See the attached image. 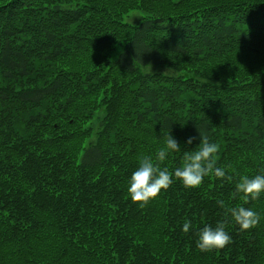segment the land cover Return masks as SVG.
I'll use <instances>...</instances> for the list:
<instances>
[{"label":"trees","instance_id":"trees-1","mask_svg":"<svg viewBox=\"0 0 264 264\" xmlns=\"http://www.w3.org/2000/svg\"><path fill=\"white\" fill-rule=\"evenodd\" d=\"M198 129L225 176L133 202L138 158L169 132L171 173ZM257 172L264 0H0V264H264V192L235 190ZM218 223L230 241L202 251Z\"/></svg>","mask_w":264,"mask_h":264},{"label":"clouds","instance_id":"clouds-1","mask_svg":"<svg viewBox=\"0 0 264 264\" xmlns=\"http://www.w3.org/2000/svg\"><path fill=\"white\" fill-rule=\"evenodd\" d=\"M198 132L201 137L199 144L194 150L185 153L183 164L171 173L168 168L158 166V163L164 161L170 152L179 149V141L169 132H166L163 146L156 151L154 157L142 155L138 158L136 168L127 178V193L133 202L139 201L143 206L151 198L156 197L161 189H166L172 182L173 176L185 187L198 186L208 175L217 178L225 176V170L215 166L213 154L218 150L217 144L209 142L200 129ZM194 138L188 136L185 143L191 144ZM235 190L244 195L246 203L248 199H255L264 192V174L257 172L241 175L235 184ZM217 203L224 206L223 200ZM229 213L241 230L255 226L259 220V213L250 206L236 205L229 209ZM189 227L190 223L187 221L182 225L184 231H188ZM230 239L223 224L218 223L215 227L205 225L197 233L196 246L202 251H208L224 247Z\"/></svg>","mask_w":264,"mask_h":264},{"label":"rangeland","instance_id":"rangeland-1","mask_svg":"<svg viewBox=\"0 0 264 264\" xmlns=\"http://www.w3.org/2000/svg\"><path fill=\"white\" fill-rule=\"evenodd\" d=\"M122 48V47H121ZM119 52V51H118Z\"/></svg>","mask_w":264,"mask_h":264}]
</instances>
